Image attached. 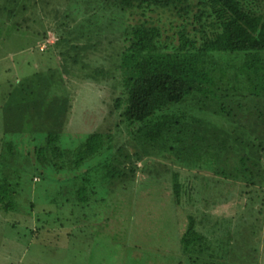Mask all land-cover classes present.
<instances>
[{"label":"rangeland","instance_id":"374dc122","mask_svg":"<svg viewBox=\"0 0 264 264\" xmlns=\"http://www.w3.org/2000/svg\"><path fill=\"white\" fill-rule=\"evenodd\" d=\"M150 10L99 0H0V182L15 204L0 212V264H264V178L248 185L240 161L248 139L264 135V52L218 54L210 86L166 113L186 119L196 146L182 138L179 153L162 140L160 151L136 131L140 124L121 117L122 106L112 111L123 92V73L114 70L126 31L151 22L173 41L180 31L193 35L189 14ZM84 25L92 36L81 35ZM102 68L108 77L97 79L108 89L92 91L97 84L88 79L106 74ZM33 88L46 109L29 102ZM55 131L57 143L36 155ZM92 133L103 135L105 149L77 165ZM110 142L131 156L125 168L135 167L123 180ZM175 173L184 183L178 206ZM188 224L196 234L184 247Z\"/></svg>","mask_w":264,"mask_h":264},{"label":"trees","instance_id":"16d2710c","mask_svg":"<svg viewBox=\"0 0 264 264\" xmlns=\"http://www.w3.org/2000/svg\"><path fill=\"white\" fill-rule=\"evenodd\" d=\"M99 1L110 2L121 10L135 9L139 13V9L144 11L154 8L155 10L168 11L178 16L189 14L187 16V20H189L187 24L192 27L193 35L186 31H180L177 33L176 36L178 37H176L175 41H173L174 39L165 38L162 28L153 25L151 22L136 24L123 34L124 40L128 45L124 46L121 55H119V65L114 70L123 73L120 83L123 92L113 101L112 111H117L122 106L121 117L131 127L135 126L134 123L140 124L139 126L141 127L138 126L136 131L147 140L150 147L159 148L162 151V148L165 149L167 147V145H161L162 140H165L167 143L172 142V145L169 148L167 147V150L174 151L175 148L180 153V150L183 152L186 149L183 139L189 140L190 147L196 146L194 145V139L197 141L198 139L192 136L193 133L189 128L184 126L186 119L170 117L166 113L171 110V107L180 106L185 100L188 101L191 97H195L196 95L194 94L199 93L201 89H204V86H210L209 82L211 80H208L209 77L211 78L213 74H217V70L213 67L220 61L218 54L238 52L253 55V53L264 52V0ZM142 11L141 13H143ZM191 13H193L192 16H190ZM84 26L86 31H83L84 27L80 26L81 35L92 36V29L88 25ZM88 31L90 32L86 34ZM56 41L54 40V43ZM74 62L75 64L77 63V61ZM207 66H209V69L206 68ZM102 69L106 74L98 75V72L94 71V76L90 75L91 80L88 79L89 83L97 84L93 86L94 89L92 91L108 89L102 87L103 83L101 84L97 79L108 77L107 71L104 68ZM110 77L114 78L113 74ZM36 78L37 76L31 78L30 84L32 86L33 83H38ZM39 86L43 87L42 84ZM40 91V89L33 88V93L29 98L34 110L39 103L45 105L46 102ZM52 103L57 104V102L52 100L47 101L46 104L50 107ZM9 107L11 109V106ZM46 108L47 106L45 105L44 109ZM64 111L66 112L65 109ZM47 112L49 115L52 114L50 109ZM53 115H56V113ZM175 128H178V133L172 136ZM148 130L150 131L147 132ZM255 131L258 132V126ZM59 132H50L45 137V147L37 148L35 154H43L50 145L52 146V141L56 140L57 143ZM260 132L264 134V129ZM225 134L229 135L228 143L231 144L229 149H232L233 138L230 133ZM169 136H171V139ZM230 137L232 140H230ZM263 138L264 135L255 138V140L248 139L245 144V151L240 159L246 168L244 171L245 175H247L246 182L248 185H256L257 182H262L264 178ZM107 139L109 140L110 137ZM84 140L79 147L82 159L77 160V165L83 163L85 158L99 154L105 149L102 134H88ZM224 143L227 147V141ZM234 143L241 146L244 145L239 140H234ZM255 143L258 144L255 145ZM178 145L181 146L179 150L176 148ZM108 146L106 149L111 150L113 154H115V151H120V166L116 165V168H119L120 178L123 180L128 177V174H133L135 167H131L128 171L124 166L129 163L131 156H124L119 145L114 146L110 142ZM55 150L57 151L58 149L55 148ZM52 159L54 160V158ZM175 174L172 176L173 187L171 192L178 206L181 204L184 183L181 182L179 173ZM109 177L112 180V175H109ZM79 199L82 198L80 197ZM11 200H13L12 192L8 188L7 183L5 181L0 182V212L14 209L15 204ZM0 223H4L5 228V222L0 220ZM193 234H196L195 227L193 224H188L181 241L184 247L192 243V241L190 243V237Z\"/></svg>","mask_w":264,"mask_h":264},{"label":"crops","instance_id":"0c3cea01","mask_svg":"<svg viewBox=\"0 0 264 264\" xmlns=\"http://www.w3.org/2000/svg\"><path fill=\"white\" fill-rule=\"evenodd\" d=\"M52 37L49 36V37H46L45 41L48 43V44H53L54 43V40L53 38L51 39Z\"/></svg>","mask_w":264,"mask_h":264}]
</instances>
